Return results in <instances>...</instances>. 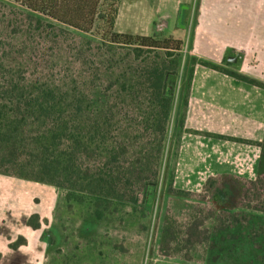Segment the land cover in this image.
<instances>
[{"label":"trees","instance_id":"trees-1","mask_svg":"<svg viewBox=\"0 0 264 264\" xmlns=\"http://www.w3.org/2000/svg\"><path fill=\"white\" fill-rule=\"evenodd\" d=\"M14 1L25 14L11 11L13 17L0 19V174L62 188L67 202L89 203L99 220L138 203L143 188L156 185L164 162L183 40L117 32L118 0ZM71 31L95 32L98 40L73 47L62 65L36 51L39 43L56 46L58 38L71 39ZM195 64L264 88L263 81L192 55L185 64L183 107ZM178 124L182 127L183 113ZM255 144L260 154L253 173L209 177L193 192L174 187L172 165L166 193H212L230 210L224 218L230 224L248 220L244 212L264 214V136ZM232 179L239 185L233 202L239 203L230 205L219 192ZM224 222L219 229L229 226ZM180 223L164 213L162 255L190 251L219 231L196 218L183 229Z\"/></svg>","mask_w":264,"mask_h":264},{"label":"rangeland","instance_id":"rangeland-1","mask_svg":"<svg viewBox=\"0 0 264 264\" xmlns=\"http://www.w3.org/2000/svg\"><path fill=\"white\" fill-rule=\"evenodd\" d=\"M120 1L118 10L126 11L127 1ZM174 1L148 0L147 5L150 7L151 4L157 3L166 7L174 4ZM107 4L108 2L106 6ZM11 11L18 16L19 13H24L14 0H0V19L13 17ZM196 16L195 13L190 16L191 23L186 29H176V18L169 20V30L173 29V36L183 37L178 80L188 56H191V33ZM187 19L186 14L184 20ZM125 25L122 21L120 26L124 28ZM71 32V39L62 41L58 38L56 46H51V42L39 43L36 51L47 55L49 61L51 59L62 65L69 56L68 52L75 51L76 48L73 47L84 45L87 40H98L95 32ZM16 39L19 41L22 36H17ZM212 42L215 43L212 47L215 51H218L217 42H222V46L224 42L231 46L225 50V56L236 55L237 61L228 64L222 60L220 65L235 69L238 60L243 58L237 48L238 43L248 48L251 53L256 41L231 39ZM261 43L264 47V41H260V47ZM248 61V69L257 63L251 55ZM178 83L170 93L173 103L164 145V162L154 185L152 205L144 204L145 192L151 187L147 184L140 192L138 203L124 205L105 219L99 220L92 214L89 203L67 202L65 190L62 188L0 174V264H264V214L244 212L249 216L248 220L241 219L236 225L230 224L229 220L224 222L230 210L222 208L216 198H211L212 193L186 196L166 193L178 134L183 131V127L178 124L184 108L181 98H178ZM221 186L223 201L230 205L238 204V200L233 202L239 188L237 180L235 182L232 179ZM166 211L181 221L180 229L196 218L203 220V226L209 231L213 230L214 226L215 230L219 231L213 236L210 233L208 241L195 245L190 251L182 250L178 253L172 252L168 256L162 255L158 243ZM231 211L240 212V209L234 208ZM220 220L224 222L223 226H229L224 230L219 229L217 225Z\"/></svg>","mask_w":264,"mask_h":264},{"label":"crops","instance_id":"crops-1","mask_svg":"<svg viewBox=\"0 0 264 264\" xmlns=\"http://www.w3.org/2000/svg\"><path fill=\"white\" fill-rule=\"evenodd\" d=\"M126 1V11L118 10L117 5L114 29L141 35L173 36V29L169 30V20L176 18L177 25L179 6L181 3L187 4L184 17L188 15V22L183 20L185 26L177 25L176 29H186L191 23L190 16L195 13L191 56L217 64L231 46L226 42L223 46L222 42H217L218 51H215L212 48L215 46L213 40L256 41L251 53L238 43L242 60H238L235 69L224 67L264 82L263 43L260 47V41H264V0H175L174 4L166 7L157 3L149 7L148 0ZM122 21L126 23L124 28L120 26ZM138 24L139 27L134 26ZM250 55L255 57L257 63L248 69ZM186 68L178 83V98L184 92ZM182 113L183 131L178 134L173 159L175 188L197 192L209 177L254 172L260 154V147L255 143L264 136V88L195 64L187 104Z\"/></svg>","mask_w":264,"mask_h":264},{"label":"water","instance_id":"water-1","mask_svg":"<svg viewBox=\"0 0 264 264\" xmlns=\"http://www.w3.org/2000/svg\"><path fill=\"white\" fill-rule=\"evenodd\" d=\"M186 8H188L187 4L181 3L180 6H179V12H178V15H177V25L180 26V27H184L185 26V23L183 22V20H184V14H185V9ZM226 59H227L228 62L234 63V62L237 61V56L236 55H228L226 57ZM170 86L171 85L167 86V90L170 88ZM219 194H220L221 197H223V194L221 192H219ZM154 195H155L154 184L152 183L151 187L148 190H146V192H145V196H144L145 202H144V204L146 206H151L152 205V203L154 201Z\"/></svg>","mask_w":264,"mask_h":264}]
</instances>
